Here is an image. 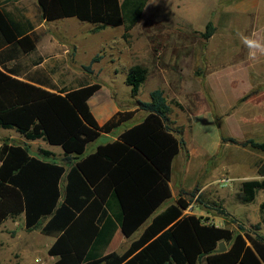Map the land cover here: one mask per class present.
I'll use <instances>...</instances> for the list:
<instances>
[{
	"label": "trees",
	"instance_id": "obj_1",
	"mask_svg": "<svg viewBox=\"0 0 264 264\" xmlns=\"http://www.w3.org/2000/svg\"><path fill=\"white\" fill-rule=\"evenodd\" d=\"M148 1L37 0V5L40 18L47 22L75 18L97 31L121 27L127 40ZM32 29L28 20L17 19L0 7L1 46L32 52L37 42ZM213 30L208 22L203 38H210ZM0 67V129L15 130L26 141L59 146L62 161L70 166L66 171L65 164L30 156L26 146L2 142L0 225L23 214L25 228L31 231L48 219L40 232L55 238L47 251L56 258L55 264H198L202 259L206 264H264L262 237L242 227L234 233L202 217L184 214L190 201L182 196L156 214L172 198V164L185 146L178 138L180 130L169 121L170 107L161 89L150 92L147 102L137 100L136 110L117 112L99 125L88 100L100 84L51 92L41 84L18 79L17 71L2 61ZM83 70L91 72L89 66ZM147 74V69L137 64L127 71L124 82L133 98ZM137 112L145 114L141 122L125 127L115 140L86 153L90 143L115 133ZM230 142L237 144L233 139ZM240 145L264 153V142L248 139ZM258 172L261 180L242 182L240 203L250 204L258 191H264V164ZM63 176L66 184L61 195ZM259 210L264 215V201ZM150 218L124 252L103 255L117 229L130 238ZM220 243L224 252H220Z\"/></svg>",
	"mask_w": 264,
	"mask_h": 264
},
{
	"label": "rangeland",
	"instance_id": "obj_2",
	"mask_svg": "<svg viewBox=\"0 0 264 264\" xmlns=\"http://www.w3.org/2000/svg\"><path fill=\"white\" fill-rule=\"evenodd\" d=\"M243 2L149 0L127 40L123 39L122 28L97 31L95 26L76 19L66 21H72V25L58 23L55 33L64 45L58 54L66 50L65 59L76 70L70 68L65 85L72 86L70 89L79 82L101 85L94 98L98 102L90 106L97 121L116 107L119 112L136 110V101H149L154 90L164 92L170 107L169 121L180 130L178 138L185 143L173 162L170 182L171 201L179 196L190 201L184 214L194 212L207 223L234 233L242 227L264 239V215L259 210L264 191H258L250 204L238 200L242 182L263 178L258 171L264 164V153L240 145L248 139L264 142V55L250 60L241 42L242 36L264 41V0H259L258 11L243 12L239 8ZM208 22L214 30L204 39ZM94 57H99L98 61L91 64ZM60 64L59 81L65 76ZM136 64L145 67L148 74L133 98L124 81L129 68ZM85 66L90 67V73L83 70ZM108 93L114 103L107 99ZM143 115L137 112L115 133L101 135L87 146L86 153L111 142ZM119 237L114 242L115 250L123 247L124 238ZM51 239L35 241L33 264H54L47 254ZM8 261L0 250V264ZM198 264L206 263L202 259Z\"/></svg>",
	"mask_w": 264,
	"mask_h": 264
},
{
	"label": "crops",
	"instance_id": "obj_3",
	"mask_svg": "<svg viewBox=\"0 0 264 264\" xmlns=\"http://www.w3.org/2000/svg\"><path fill=\"white\" fill-rule=\"evenodd\" d=\"M258 2L259 0H247V1L245 0V2H243L239 8L243 12H246L247 10L250 9H255L256 11H258L257 9ZM0 7L10 12L17 19L24 18L28 20L33 27L32 33L34 34V37H36L37 39L35 49L29 53H22L21 49L11 48L8 45L1 46L0 44V61H2L6 65V67L10 69H15L17 71L16 77L18 79L23 81H30V83L36 86H39L38 84H41L42 85L40 86L41 88L51 92H55V90L53 89L72 90V89H77L81 86L88 85V84H84L83 82H79V84L72 89H70L72 86L65 85V81L68 79V76L72 71L71 69H73L74 71L76 70L74 69L73 65L69 64L65 59V57L67 58L66 50L63 51V53L58 54L59 48L60 47L62 48V46L64 45L61 44L62 42L60 40V37H58V35L55 33V28L57 27L58 23H63L65 25H72L71 23L72 21L69 22L66 21L68 19H75V18H65L52 22H47L45 20H42L40 18V10L37 5V0H0ZM36 15L38 16L39 19L36 18ZM80 23H85V22H80ZM106 28L102 30H105ZM115 28H121V27H115ZM42 30H45V33H41ZM57 58H60L61 61H59ZM63 60H65V62ZM59 63H61L60 64L61 71L62 72L65 71V76L61 78L60 81L58 76ZM100 90L101 88L99 89V91ZM99 91H97L96 93H98ZM96 93L88 100V105L89 107L91 106V108L95 107L96 102H98L96 101V99H94L98 95V94L96 95ZM109 94L110 93H108L107 99L110 100L112 103H114L111 100ZM117 112L119 111L118 108L116 107L112 111H110L107 114V116L103 118L102 121L98 120L97 123L99 125H103ZM144 116L145 114L135 124L141 122ZM135 124H131L129 126H133ZM3 132L5 133L3 134ZM0 134H1L0 146L2 142H7L13 145L26 146L29 150L30 156L32 157L58 165L65 164L62 161L63 150L59 146H52L41 140L26 141L25 138L21 136L19 133H17L15 130L0 129ZM115 137L116 136H114L111 139L115 140ZM14 140L19 141V143L14 144L13 142ZM56 147L60 149H56ZM47 153L49 154L47 155ZM58 157H62V159L60 160ZM65 168L66 171H68L70 169V166L65 164ZM171 176H172V171H171ZM65 184H66V176H63L60 182L61 195H63V188ZM171 200L165 202L158 209L156 214L161 212L164 208H166L169 204H171L173 202ZM60 201H62V197ZM189 215L199 216L194 212H192ZM151 218L147 220V222L130 238H125L121 233L120 229H117L111 241L109 242L108 246L106 247L109 248V251L106 253L104 252L103 255L112 253L115 250L114 242L116 241V238H118L119 236L120 237L122 236L124 238L122 243L123 247L120 246V248H117V250L115 251L116 253H118L117 251L119 249L124 248V250H122V252H124L129 247L130 243L133 240H135L143 231V229L148 225ZM47 220L48 219L41 220L38 228L31 231L25 228V217L23 214H21L20 216L14 219H7L0 225V237L2 236V240L0 239V250L2 255L4 254L5 256L8 257L9 264L11 263L10 260H14V261L20 260L21 262L20 264H33L31 260L32 251L36 246L35 241L37 239H40L41 237L52 238L51 242L47 246V251H48L49 247L55 241V238L51 236H45L40 232L41 228L47 222ZM51 258L52 260H54V264H55L56 258L54 257ZM35 261L36 259L34 260V262Z\"/></svg>",
	"mask_w": 264,
	"mask_h": 264
},
{
	"label": "clouds",
	"instance_id": "obj_4",
	"mask_svg": "<svg viewBox=\"0 0 264 264\" xmlns=\"http://www.w3.org/2000/svg\"><path fill=\"white\" fill-rule=\"evenodd\" d=\"M241 42L248 49V57L250 60H257L258 55H264V41L249 36H242Z\"/></svg>",
	"mask_w": 264,
	"mask_h": 264
},
{
	"label": "water",
	"instance_id": "obj_5",
	"mask_svg": "<svg viewBox=\"0 0 264 264\" xmlns=\"http://www.w3.org/2000/svg\"><path fill=\"white\" fill-rule=\"evenodd\" d=\"M219 249H220V252H224L225 251V246H224L223 243L219 244Z\"/></svg>",
	"mask_w": 264,
	"mask_h": 264
}]
</instances>
